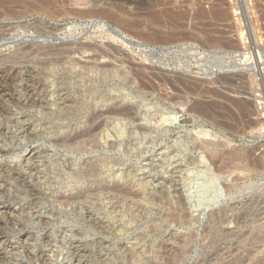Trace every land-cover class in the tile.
Instances as JSON below:
<instances>
[{
  "label": "rangeland",
  "instance_id": "1",
  "mask_svg": "<svg viewBox=\"0 0 264 264\" xmlns=\"http://www.w3.org/2000/svg\"><path fill=\"white\" fill-rule=\"evenodd\" d=\"M113 1L0 0V264H264V0Z\"/></svg>",
  "mask_w": 264,
  "mask_h": 264
},
{
  "label": "bare ground",
  "instance_id": "2",
  "mask_svg": "<svg viewBox=\"0 0 264 264\" xmlns=\"http://www.w3.org/2000/svg\"><path fill=\"white\" fill-rule=\"evenodd\" d=\"M76 1H77L76 5H78L79 7L81 6L79 9H77L74 12V14L76 16L84 17V18L100 19L105 23L104 25H106L107 27L108 26H109V28L113 27V28L117 29L118 32H122L124 34L126 33L131 37H134V38L137 37V38L143 39V41L146 40V41H149L152 43H155V42L158 43L161 41L166 42V41H172L173 39L175 40L176 35H178V34H173V33H169V32H167V33L164 32L165 34H160V32L154 31L153 29L146 27V25L142 26L140 21H138L137 19L132 17V15L135 16V14H132V15L130 14L131 12L129 11V8H131V7H129V6L127 7L125 5L123 6V3L115 2L113 0H92V1L76 0ZM39 2H40V0H39ZM41 3L48 4L51 2H50V0H41ZM156 3H158L157 6H159L160 9L150 13V16H149L150 18L148 21H150V23H152V25L154 24V25L163 26L168 21H169V23H177L178 20L182 19L188 13L187 11L189 10V9H187V7L186 8L182 7L183 9L179 8L180 10H174V11L171 10V7H170L171 1L170 0H157ZM222 5H224L223 0H217L216 3H212V5L210 6V8L208 10L204 9L199 4L195 6L196 8H192V9H193L194 16L197 19H198V17L205 19L206 17H208L210 15L212 18H215L218 21V20H222L226 16L227 11H225V9L222 8ZM192 6H194V5H192ZM122 14H126L128 16L124 17V16H122ZM163 17H164V19H167V21H163V19H162ZM249 22H251V21H249ZM107 30H108V28H107ZM177 38H178V36H177ZM179 38H181V37H179ZM185 38H186V36H185ZM214 39H215V36H214ZM216 192L217 191L212 186V184L208 183L207 185H204L203 188L201 189V194H200L199 199L205 202V201H208L211 197H212L211 199L216 198L218 196Z\"/></svg>",
  "mask_w": 264,
  "mask_h": 264
}]
</instances>
